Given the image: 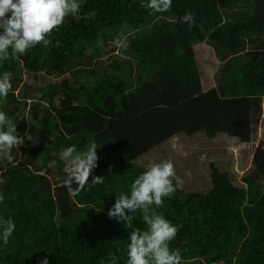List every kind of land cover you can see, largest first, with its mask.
I'll use <instances>...</instances> for the list:
<instances>
[{
  "label": "trees",
  "instance_id": "16d2710c",
  "mask_svg": "<svg viewBox=\"0 0 264 264\" xmlns=\"http://www.w3.org/2000/svg\"><path fill=\"white\" fill-rule=\"evenodd\" d=\"M47 39L0 65L12 83L0 110L23 137L0 153V217L16 224L0 264H125L141 213L107 212L162 161L176 191L155 211L178 228L181 264H264V0H172L153 15L141 0H80ZM201 44L218 63L206 90ZM92 142L97 167L72 197L61 152Z\"/></svg>",
  "mask_w": 264,
  "mask_h": 264
},
{
  "label": "clouds",
  "instance_id": "9594fccd",
  "mask_svg": "<svg viewBox=\"0 0 264 264\" xmlns=\"http://www.w3.org/2000/svg\"><path fill=\"white\" fill-rule=\"evenodd\" d=\"M149 15L167 12L172 6V0H141ZM80 12V0H0V65L7 61L10 55L23 56L37 45L47 46L51 43L47 37L58 29L66 17H76ZM95 12L85 16L90 19ZM194 14L186 12L180 17V22L189 28L194 26ZM118 46L126 47L123 41ZM11 73L0 72V99L6 98L12 89ZM13 120L0 110V153H8L23 144V137L17 133ZM96 143L92 142L86 151H78L75 145L66 147L61 157L71 165L69 194L76 197L79 189H72L71 182L83 188L88 181L90 172L97 167ZM175 171L170 161L154 163L146 171L139 174L131 184L128 194L116 197L114 204L108 210L109 219L118 223H129L133 213L139 211L145 230L133 229L129 232L126 244L125 264H181L179 250L170 249L178 231L177 226L155 209L164 203V198L171 197L176 187L173 184ZM103 178L97 177L95 183H103ZM3 180H0V184ZM0 192V204L4 202ZM16 231L12 219L0 217V247L6 246ZM39 264H49L45 257ZM109 264H117L111 257Z\"/></svg>",
  "mask_w": 264,
  "mask_h": 264
},
{
  "label": "rangeland",
  "instance_id": "374dc122",
  "mask_svg": "<svg viewBox=\"0 0 264 264\" xmlns=\"http://www.w3.org/2000/svg\"><path fill=\"white\" fill-rule=\"evenodd\" d=\"M194 52H195V57H196L195 59H196L197 65H198V69H199V73H200V77H201L203 86L204 87L213 86L211 75L215 71V68L217 66V62H216V59L214 57L212 49L201 44V45H198L194 48ZM20 115L27 116L26 111L22 110L20 108ZM260 137H261V135L258 134V138H260ZM234 152L236 153V150ZM237 154H238V150H237ZM60 158L62 159L61 156H60ZM62 160L66 164V168H67L66 170H69L71 168V165L69 164V162L65 161L64 159H62ZM49 164L53 165V160ZM198 258L202 259L203 255L199 254ZM189 264H193V262H191Z\"/></svg>",
  "mask_w": 264,
  "mask_h": 264
},
{
  "label": "crops",
  "instance_id": "0c3cea01",
  "mask_svg": "<svg viewBox=\"0 0 264 264\" xmlns=\"http://www.w3.org/2000/svg\"><path fill=\"white\" fill-rule=\"evenodd\" d=\"M218 64V63H217ZM202 88H203V90H206V89H208V88H210V87H204L203 85H202Z\"/></svg>",
  "mask_w": 264,
  "mask_h": 264
},
{
  "label": "bare ground",
  "instance_id": "6f19581e",
  "mask_svg": "<svg viewBox=\"0 0 264 264\" xmlns=\"http://www.w3.org/2000/svg\"><path fill=\"white\" fill-rule=\"evenodd\" d=\"M131 99V98H130ZM132 105V104H131ZM116 130V129H115ZM109 133V132H108ZM105 135V134H104Z\"/></svg>",
  "mask_w": 264,
  "mask_h": 264
}]
</instances>
